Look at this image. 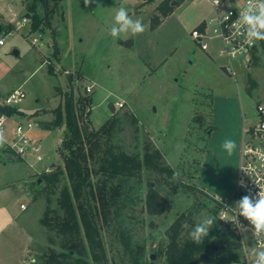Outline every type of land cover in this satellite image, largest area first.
Returning <instances> with one entry per match:
<instances>
[{
    "label": "rangeland",
    "instance_id": "1",
    "mask_svg": "<svg viewBox=\"0 0 264 264\" xmlns=\"http://www.w3.org/2000/svg\"><path fill=\"white\" fill-rule=\"evenodd\" d=\"M30 1L0 0L10 23L0 18L5 40L0 47V100L19 87L26 94L0 133L4 138L0 155L13 143L17 125L30 118L29 137L39 148L11 162L7 175L18 180L17 193L23 191L17 205L18 209L21 203L26 205L22 218L35 237L30 252L35 264L42 263L40 257L49 248L56 254L63 252L57 238L50 241L54 234L40 225L46 200L37 197L36 191L44 185L41 175L46 166L53 170L64 164L59 148L65 124L50 129L43 126L54 120L53 110L62 105L57 88L70 91L67 76L76 101L86 94L92 98L90 116L81 121L82 128L91 123L98 129L117 114L116 143L139 155L157 148L163 154L162 163L177 173L178 186L172 188L165 175L143 168L138 178L125 184L116 205H104L103 210L98 204L105 264H135L137 255L142 264H166L168 229L184 212L191 217L184 224L181 241L203 215L216 220L212 226L218 228L213 237L216 249L198 256L197 264H240L246 253L254 262L252 251L264 247L256 243L251 228L240 232L219 223L220 207L214 198L223 201L236 193L244 121L247 127L255 124L257 107L264 106V52L249 65L245 59L235 61V80L214 50L211 55L202 51L192 31L213 17L208 0H182L165 14L158 8L165 0H92L87 6L84 0H47L46 5L38 3L43 23L35 32L30 19L23 22ZM120 7L133 19H141L146 28L142 34L110 35ZM154 17L157 21L153 22ZM49 64L55 74L48 72ZM250 80L256 83L253 90ZM87 86L89 93H85ZM125 112L137 118L136 126L132 118H125ZM226 139L237 145L231 155L221 147ZM39 155L43 162L37 160ZM149 181L167 201L168 209L161 214L146 210ZM59 191L52 206H56ZM122 231L131 236L129 247Z\"/></svg>",
    "mask_w": 264,
    "mask_h": 264
},
{
    "label": "trees",
    "instance_id": "2",
    "mask_svg": "<svg viewBox=\"0 0 264 264\" xmlns=\"http://www.w3.org/2000/svg\"><path fill=\"white\" fill-rule=\"evenodd\" d=\"M39 2L46 5L47 0H32L27 5L32 32L37 31L43 23L37 13ZM173 2L179 4L182 0L163 1L158 7L160 12H169ZM154 21H157L156 17L153 18ZM9 29L13 30V26L10 25ZM48 72L55 74L50 64ZM67 79L70 91L64 92L57 88V93L62 97V105L53 110L54 120L43 126L50 129L65 124V137L59 148L64 164L43 173L41 179L44 185L36 191L37 197L46 200L44 216L39 220L40 225L47 227L54 234V237L50 236V241L53 243L57 238L63 252L56 254L49 248L48 253L40 257V264H105L101 229L98 225V204L102 205L103 210L104 205H116L123 195L125 184L138 178L143 168L157 171L161 176L165 175L166 183L172 188L178 186L177 173L172 167L162 163L163 154L157 148L139 155L127 152L116 143L113 134L120 126L117 114L98 129H94L90 122L82 128L81 121L90 116L92 98L86 94L76 101L71 77L67 76ZM255 87V81L250 80V90ZM2 113L11 116L15 113V108L0 105V114ZM123 115L127 119L132 118L135 126L138 124L133 114L125 112ZM6 151L15 155L10 148ZM15 156L16 160L21 159L20 156ZM148 183L146 210L150 214H161L168 209L167 201L160 196L152 181ZM58 189L60 191L56 206H52L53 196L57 194ZM214 202L221 208L219 200L214 198ZM108 212L110 211L104 212L105 219ZM190 217L189 212L182 213L168 229L169 243L164 252L166 264H197L198 256L214 247L213 237L218 230L216 226L200 243H194L189 237L181 241L184 224L190 223ZM121 236L126 247H129L131 236L126 231H122ZM139 258V255L134 256L135 264H142Z\"/></svg>",
    "mask_w": 264,
    "mask_h": 264
},
{
    "label": "built area",
    "instance_id": "3",
    "mask_svg": "<svg viewBox=\"0 0 264 264\" xmlns=\"http://www.w3.org/2000/svg\"><path fill=\"white\" fill-rule=\"evenodd\" d=\"M248 0H220V4L214 6L211 0H208L209 6L214 12L210 20L201 22L198 29L192 31V37L197 41L200 49L211 55V50L226 61L223 69L236 80L237 73L234 62L245 59V65L252 63L259 52H264V41H255L252 46L246 42L243 32L232 28L234 21L238 19L239 13L246 7ZM28 18L24 17L26 23ZM5 44V40L0 33V47ZM91 92V87H86L85 93ZM26 98V94L21 87L11 91L2 102L1 106L16 107ZM119 108L123 103L118 102ZM258 121L252 126H246L243 129V136L240 142V164L237 179V190L233 196L226 200H219L221 208L218 211L219 223L230 228L242 231L243 228L251 226L248 221L237 216L234 211V204L243 196L251 194L255 196L259 192L264 193V106L258 105ZM8 115L0 114V132L7 120ZM32 128L30 118L25 124H18L14 132L15 139L9 148L17 156H22L29 149L37 150L38 145H34L29 137V131ZM37 160L44 161V157L39 155ZM46 172L52 171V167L46 166ZM26 209V205H21ZM243 239V237H242ZM256 243L264 247V240L255 239ZM240 264H254L250 261V255L246 253V258Z\"/></svg>",
    "mask_w": 264,
    "mask_h": 264
},
{
    "label": "clouds",
    "instance_id": "4",
    "mask_svg": "<svg viewBox=\"0 0 264 264\" xmlns=\"http://www.w3.org/2000/svg\"><path fill=\"white\" fill-rule=\"evenodd\" d=\"M92 0H84V4L90 5ZM214 6L220 4V0H211ZM114 24L110 29L113 38H121L123 35L142 34L146 28L141 19H133L125 7H120L115 14ZM232 28L238 32L243 29L246 42L252 46L255 41H264V0H248L246 7L239 13L238 19L233 22ZM4 138L0 134V146ZM229 155L236 149V142L226 139L221 145ZM237 216L244 217L251 226L253 238L264 240V193L259 192L255 196L251 194L243 196L234 204ZM215 217L203 215L189 232V238L194 243H200L208 236L209 230L215 224ZM254 264H264V250H253ZM35 264V260L32 261Z\"/></svg>",
    "mask_w": 264,
    "mask_h": 264
},
{
    "label": "crops",
    "instance_id": "5",
    "mask_svg": "<svg viewBox=\"0 0 264 264\" xmlns=\"http://www.w3.org/2000/svg\"><path fill=\"white\" fill-rule=\"evenodd\" d=\"M0 18L9 23L1 9ZM5 97L0 100V105ZM244 127H246L245 121ZM10 154L12 153L6 151L4 155H0V264H30L34 260L30 257V252L35 237L26 219L22 218L24 211L27 210L21 208L23 203L18 209V199L23 191L17 193L18 180L7 175L12 163L1 161Z\"/></svg>",
    "mask_w": 264,
    "mask_h": 264
},
{
    "label": "water",
    "instance_id": "6",
    "mask_svg": "<svg viewBox=\"0 0 264 264\" xmlns=\"http://www.w3.org/2000/svg\"><path fill=\"white\" fill-rule=\"evenodd\" d=\"M177 2H173L172 5L175 6L177 5ZM26 17L30 19V14H27ZM2 32V25L0 24V33ZM110 109L112 113L115 111V107L113 105L110 106ZM5 163L7 162H15L16 161V156L13 154L7 155L5 158L2 159ZM100 180V179H99ZM40 183V180L38 181ZM216 249V247H214ZM151 259H154V256L151 257Z\"/></svg>",
    "mask_w": 264,
    "mask_h": 264
}]
</instances>
